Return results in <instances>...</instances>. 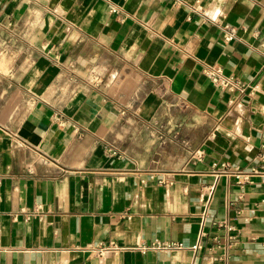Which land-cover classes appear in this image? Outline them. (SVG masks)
<instances>
[{
  "label": "crops",
  "instance_id": "1",
  "mask_svg": "<svg viewBox=\"0 0 264 264\" xmlns=\"http://www.w3.org/2000/svg\"><path fill=\"white\" fill-rule=\"evenodd\" d=\"M0 264H264V0H0Z\"/></svg>",
  "mask_w": 264,
  "mask_h": 264
},
{
  "label": "built area",
  "instance_id": "2",
  "mask_svg": "<svg viewBox=\"0 0 264 264\" xmlns=\"http://www.w3.org/2000/svg\"><path fill=\"white\" fill-rule=\"evenodd\" d=\"M113 12L118 13L117 9H113ZM226 40L232 41L236 37V31L233 27H226ZM204 73L211 80L213 85L223 91H229L231 93H240L242 95H253L254 90L250 89V87L245 84L241 79L225 74L224 70L221 67H210L204 69ZM111 153H115L113 150H110ZM224 172H226L227 167L223 166ZM228 175L234 177L239 184H247L252 182V177L258 174V171L253 170L251 173H244L241 170H229L226 172ZM154 246L159 247L160 244L156 243ZM198 247H195V249ZM115 250V246L112 244H100L97 248V252L100 255H104L105 253Z\"/></svg>",
  "mask_w": 264,
  "mask_h": 264
}]
</instances>
